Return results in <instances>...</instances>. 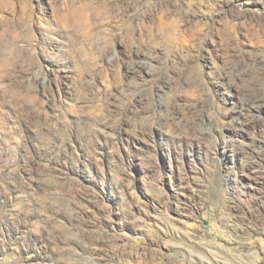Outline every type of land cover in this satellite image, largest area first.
<instances>
[{
  "label": "rangeland",
  "instance_id": "rangeland-1",
  "mask_svg": "<svg viewBox=\"0 0 264 264\" xmlns=\"http://www.w3.org/2000/svg\"><path fill=\"white\" fill-rule=\"evenodd\" d=\"M255 22L264 0H0V264H264Z\"/></svg>",
  "mask_w": 264,
  "mask_h": 264
},
{
  "label": "bare ground",
  "instance_id": "bare-ground-1",
  "mask_svg": "<svg viewBox=\"0 0 264 264\" xmlns=\"http://www.w3.org/2000/svg\"><path fill=\"white\" fill-rule=\"evenodd\" d=\"M181 10V9H180ZM174 13L176 12L175 10L173 11ZM181 13V12H180ZM254 17V16H253ZM242 19V18H241ZM260 21V20H259ZM255 23H258V24H260L259 26H255V24L252 26L253 28H254V36H257V37H259V38H264V32H259V30L264 26V23H260V22H255ZM239 25V24H238ZM249 29H251V28H249ZM251 36H253L252 34H251ZM248 38V37H247ZM250 40V39H249ZM253 41V40H252ZM234 51V50H233ZM134 52V51H133ZM134 53H136L137 55L139 54V52L136 50ZM232 54H234V53H232ZM245 54V53H244ZM233 56V55H232ZM251 56V55H250ZM242 57V56H241ZM241 60V59H240ZM238 62H239V59L237 60ZM237 61H236V63H237ZM240 73V72H239ZM45 80L46 79H44L43 78V83L45 82ZM156 107V106H155ZM209 107V106H208ZM158 109V108H157ZM161 110V109H160ZM35 111L37 112L38 110L37 109H35ZM154 114H156V113H154ZM40 115V114H39ZM39 118V120L40 119H42V118H40V117H38ZM192 122H195V126L196 125H198V123L195 121V120H192ZM194 126V127H195ZM200 126V125H199ZM202 128V127H201ZM197 130V129H196Z\"/></svg>",
  "mask_w": 264,
  "mask_h": 264
}]
</instances>
